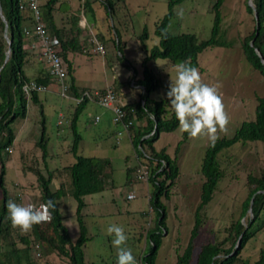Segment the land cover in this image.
Returning a JSON list of instances; mask_svg holds the SVG:
<instances>
[{"label": "rangeland", "instance_id": "1", "mask_svg": "<svg viewBox=\"0 0 264 264\" xmlns=\"http://www.w3.org/2000/svg\"><path fill=\"white\" fill-rule=\"evenodd\" d=\"M59 1L62 10L72 9L77 13L81 11L78 7L79 0ZM107 1L111 5L109 12L104 10L99 1H95L92 2L93 5L91 3L94 14L86 12L84 15L89 23L94 22L95 29L87 23L86 27H81L80 22L84 19L80 15L78 24L85 33L84 39H81L83 50L70 52L68 60L72 71L64 80L67 83L73 78L77 87L86 91L113 88L119 95L120 102H138L143 91L133 85V79L142 77L141 61L148 51L158 44L154 29L168 12L167 0ZM45 2L46 0H39L40 4ZM213 3L214 0H183L176 4L167 31L173 35L192 33L198 40L209 38ZM247 4L249 0H224L220 7L218 38L226 41L229 46L207 48L198 56L202 82L218 87L229 117L226 129L217 131L218 138L232 136L241 122L253 120L256 99L264 93V79L245 60L241 48L242 40L252 32L255 25L254 16L246 11ZM60 16V24L69 28V17ZM95 31L100 33L102 38H98ZM143 34L145 37L142 39ZM93 36L102 47V53H94L95 45L91 41ZM117 37L123 46L124 59L134 68L135 75L132 68L124 65L114 47ZM176 65L161 58L148 63L158 81L157 89L150 93L149 98L154 101L163 100L167 110L166 116H169L171 110L166 93L170 80L175 79ZM23 72L30 78L35 75L28 66L23 67ZM37 95L38 103L28 100L25 118L17 117L11 123L10 127L16 137L6 150L8 158L4 162V186L9 198L23 205L39 203V193L36 191L32 171L39 169L46 174L41 150L36 145L42 132L47 140L46 162L49 170L75 162L70 152L72 135L69 129L75 102L58 94L57 86L54 88L52 85L47 86L44 91H38ZM96 116L100 120L94 123ZM146 118L132 119L131 135L146 124ZM111 119L112 113L109 110L88 102L77 121L81 136L78 153L86 157L108 159V170H111V177L105 189L100 193L85 196L84 199L86 206L82 213L89 238L83 246L84 260L86 264H116V249L111 243L113 237L107 235L106 229L110 224H117L124 227L128 236L126 247L132 249L138 264H141L140 256L149 251L147 230L154 226L155 217L149 205L152 188L147 183L135 179L136 167L144 157H136L124 133L117 137L119 126L113 124ZM182 138L183 134L177 127L169 133L160 132L158 139L152 143L156 152L164 149L170 158H175L178 168L177 177L168 188L167 197L161 198L165 208L167 230L162 236L156 264H175L188 243L195 209L200 202L201 184L204 181L200 171L201 162L205 148L213 142L207 136L195 139L187 137L185 141H182ZM147 147L144 144L145 151ZM218 162L223 177L218 182L212 200L201 212L202 224L193 241L190 262L195 260L201 247L207 243H221L224 248L231 245L232 237L226 239L228 230L238 219L242 202L253 186L249 183V176L259 178L264 174V143L257 141L235 144L219 153ZM60 182L65 185L67 183L63 172L56 174L55 180L51 182V189H56ZM130 193L134 194V199H127ZM57 206L71 238L75 239L78 228L74 199L70 196L61 198ZM247 217H251V214ZM256 226H259V229L240 253L241 258L250 263L256 260L259 249L264 247V209ZM16 232L19 235H31L30 231L22 233L18 228ZM48 251L46 244H43V248L33 250L35 264H67L65 259L41 257Z\"/></svg>", "mask_w": 264, "mask_h": 264}, {"label": "trees", "instance_id": "2", "mask_svg": "<svg viewBox=\"0 0 264 264\" xmlns=\"http://www.w3.org/2000/svg\"><path fill=\"white\" fill-rule=\"evenodd\" d=\"M24 1L0 0L1 14L5 20L4 22L0 17V264H35L32 251L43 248V244H46L49 249L45 254H41L43 258L52 259L57 257L58 259H65L67 264H86L83 246L89 238L87 237V228L82 213L86 206L84 199L85 196L102 192L111 177V170H108L110 167L108 159L96 156L86 157L78 153L81 136L77 129V121L79 114L88 101L75 103L76 107L69 122L72 135L70 152L75 158L74 163L49 170L46 162L47 140H45L43 132L36 142L37 147L41 150V159L44 162L46 174L39 169L33 170L32 174L35 176L39 203L52 200L56 205L55 210L50 209L52 211L51 221L34 225L29 236L19 235L8 219L6 204L10 198L4 186V162L8 158L6 150L16 137L10 126L17 117L25 118L28 100L32 103H38L39 101L38 91L33 90L27 95L23 92L22 87L30 82L45 88L51 84L58 86V80L47 67L45 71L36 77L30 78L23 72V67L28 64V53L24 47L28 37L26 32H32L34 26L31 12L28 9L19 8ZM95 1H99L106 12L111 10V5L107 0H83L81 10L84 15L86 12L91 15L94 14L91 3ZM182 1L167 0L168 12L159 20L154 29V33L158 37V44L153 46L141 61L142 77L137 80L133 79V85L140 87L143 92L138 102L123 105L126 121L132 122L134 117L137 120L147 117L146 124L142 128H138L129 140L136 157H144L140 163L145 165L148 170L147 184L152 188L149 194V205L155 217L154 226L148 228L146 233L149 251L140 256L141 264H156V256L162 243V236L167 230L165 227V208L161 198L167 197L168 188L172 185L178 173L175 158H170L164 149L156 152L152 147V143L158 139L159 133L174 131L178 127V121L171 110L169 116H166L167 110L163 100L154 101L149 98L150 93L157 89L158 81L148 67V63L161 58L172 64L186 61L191 66L198 68V56L205 49L229 46L226 41H221L218 38L221 23L220 7L224 0H214L212 5L213 21L209 38L198 40L192 33L170 34L167 31V25L173 15V7ZM57 2L58 0H46L44 4H39L40 20L44 23L49 34L58 38L57 53L65 65L66 75H70L72 68L67 59V53L83 50L82 42L79 40L81 34V29L78 26L80 11L70 17L69 29L65 31L58 28L54 21L53 11ZM252 4L254 8L247 4L246 11L254 16L255 25L252 32L242 40L241 48L245 60L264 79V0H252ZM5 23L7 24L6 34L8 39L11 40L10 47L4 37ZM115 33L117 35V32ZM95 35L102 38V35L98 32ZM144 37L145 34L141 38ZM114 47L124 65L131 69V65L124 59L120 38H116ZM8 49H10L9 57L5 61ZM132 72L135 75L134 68H132ZM64 84L66 85V96L69 98L78 97L83 91H86L79 89L73 78H70L67 83L64 80ZM99 92L104 94L105 89ZM113 92L118 98L117 92L114 90ZM94 119L93 122L96 123ZM187 137V133H184L182 141H185ZM257 141L264 143V93L256 99L253 120L241 122L232 136L218 138L205 148L200 167L204 177L201 184L200 202L195 209L194 223L188 243L182 254L177 257L175 264H264V247L259 249L258 257L252 263L240 256L242 249L259 229L256 222L264 209V174L259 178L249 176V183L253 186L242 202L238 219L233 222L228 230L226 239L232 237L231 245L224 248L221 243H207L201 247L195 260L190 262L193 241L202 224L201 212L212 200L218 182L223 177V171L218 162L219 153L238 143ZM144 144L148 146L146 151ZM62 172L67 177L66 185L60 182L57 188L52 190L51 182L55 180L56 174H62ZM66 196L72 197L76 203L75 220L78 235L75 239L71 238L57 206L58 200ZM249 213L251 217H247ZM37 256L39 257L40 254L38 253Z\"/></svg>", "mask_w": 264, "mask_h": 264}, {"label": "clouds", "instance_id": "3", "mask_svg": "<svg viewBox=\"0 0 264 264\" xmlns=\"http://www.w3.org/2000/svg\"><path fill=\"white\" fill-rule=\"evenodd\" d=\"M80 26L86 27V21L82 20ZM94 53L98 52L94 51ZM175 68L176 76L174 80H170L166 95L169 101L168 107L178 121L179 131L181 134L187 133L189 138L207 136L214 142L218 139L217 131L225 130L229 123L218 87L203 83L199 69L186 61L178 63ZM117 72L119 76V67ZM73 98L75 97H70L72 100ZM117 99L120 102L119 98ZM129 198H132L131 195ZM6 208L11 226L18 228L22 233H27L34 225L51 221L52 211L50 209L55 210L56 205L52 200L40 204L39 207L9 200ZM106 233L109 237H113L111 243L116 249V264H138L132 249L126 247L128 236L124 227L110 224Z\"/></svg>", "mask_w": 264, "mask_h": 264}, {"label": "built area", "instance_id": "4", "mask_svg": "<svg viewBox=\"0 0 264 264\" xmlns=\"http://www.w3.org/2000/svg\"><path fill=\"white\" fill-rule=\"evenodd\" d=\"M39 0H25L23 4H20V9H28L33 17L34 26L32 32L27 31V35H32L39 44L40 56L46 67L50 70V73L58 80V92L61 96H66V85L64 84V79L66 76V68L63 64L60 56L57 53V47L59 46L58 38L54 35L49 34L46 30L44 23L40 20V9H39ZM95 47L94 51L102 53V47L98 44L96 39L92 38L91 40ZM23 92L27 95L33 90L44 91L46 88L44 86H37L34 82L25 84L23 87ZM76 103L82 101L93 102L109 110L112 113V121L120 127L117 131V137H120L123 133L130 140L132 135L130 134V127L132 125L131 121H126V113L123 111V104L120 103L115 96L112 89H106L104 94H101L99 91H83L78 97L73 98ZM99 120L98 117L94 119L95 122ZM60 123V122H58ZM135 179L147 183L148 181V170L145 165L138 163L136 168ZM134 199V194L130 193L127 195V199ZM39 207L42 203H29ZM28 205V204H27Z\"/></svg>", "mask_w": 264, "mask_h": 264}, {"label": "crops", "instance_id": "5", "mask_svg": "<svg viewBox=\"0 0 264 264\" xmlns=\"http://www.w3.org/2000/svg\"><path fill=\"white\" fill-rule=\"evenodd\" d=\"M82 3H83V0H79V4H78L79 5L78 6L79 8H82L81 7L82 6ZM60 4H61V2L58 0V2L55 5V9L53 11L54 21H55V23H56V25H57L58 28H62L63 30H65V31L67 30L68 31L69 28H65L64 27V24H60L59 17H62L60 15H66V17H69V22H70V17L72 15L77 14V12L75 10H72V9H70V11L69 10H67V11L62 10V8H61L62 6ZM92 5H93V3H92ZM80 12H81L80 15L86 21V23L89 26H91V28H94V23H92V22L89 23L88 20L84 17L83 11L81 10ZM80 15H79V21H80V18H81ZM24 24H25V22H24ZM78 26H79V24H78ZM80 29H81V27H80ZM84 36H85V33L81 29V34L79 35V40L81 41L82 38L84 39ZM24 47L26 48L27 53H28V64H26V66H28V68H29V70L31 72H35L34 73L35 75H33V76L36 77L39 74H41V72H43V71L46 70L45 64L42 61V58L40 56L39 44H38V42L35 40V38L32 35H28L27 41L24 44ZM69 55H70V52L67 53V59H69ZM52 86H54V88L56 87V85H54V84ZM65 226H66V224H65Z\"/></svg>", "mask_w": 264, "mask_h": 264}, {"label": "water", "instance_id": "6", "mask_svg": "<svg viewBox=\"0 0 264 264\" xmlns=\"http://www.w3.org/2000/svg\"><path fill=\"white\" fill-rule=\"evenodd\" d=\"M249 5H250V7L254 8V6H253V4H252V0H249ZM0 17L3 19L2 14H1V9H0ZM255 17H256V14H255ZM256 18H257V17H256ZM3 21L5 22L4 19H3ZM6 32H7V24L5 23L4 37H5V39L7 40V43H8V45H9V47H10V45H11V40L8 39V36H7ZM9 52H10V49H8V51H7L5 61H6V60L8 59V57H9ZM238 242H239V241H238Z\"/></svg>", "mask_w": 264, "mask_h": 264}]
</instances>
